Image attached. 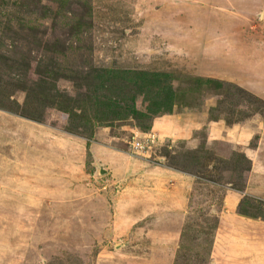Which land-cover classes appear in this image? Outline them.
Instances as JSON below:
<instances>
[{
	"label": "rangeland",
	"instance_id": "rangeland-1",
	"mask_svg": "<svg viewBox=\"0 0 264 264\" xmlns=\"http://www.w3.org/2000/svg\"><path fill=\"white\" fill-rule=\"evenodd\" d=\"M97 253L264 264V0H0V264Z\"/></svg>",
	"mask_w": 264,
	"mask_h": 264
},
{
	"label": "crops",
	"instance_id": "crops-1",
	"mask_svg": "<svg viewBox=\"0 0 264 264\" xmlns=\"http://www.w3.org/2000/svg\"><path fill=\"white\" fill-rule=\"evenodd\" d=\"M178 177H180V176H178ZM176 187H178V185L175 183V189H174V191L176 192L178 189L176 188ZM157 204H156V202H152L151 203V206H156ZM159 212L160 211H158L157 213L159 214ZM139 214V213H138ZM138 214H137V216H138ZM137 216L132 220V222L130 223V225H127V231L125 230V234L127 233V234H129V235H131L130 237H129V239H131L132 240V238L133 237H142L143 235H145V231L143 230V229H138V228H135V225H134V223L137 221ZM156 221H165V219L162 217V215H160L157 219H155ZM162 224H163V226L164 227H166V226H168L169 224H168V222L167 223H164V222H162ZM170 230H171V228H169ZM169 229H167V230H169ZM148 232H149V230H148ZM165 232V230H157L156 228H152V230H151V232H150V237H152V240H151V242L153 243H151L153 246H156L157 244H159L160 246H161V250H163V251H168V248H169V246H168V244L166 245L165 243H163L162 244V242H165V241H168L169 242V244H170V241L172 242L173 241V243L175 244V242H174V240L175 239H173V237H171V234H169V232L167 233H164ZM127 237V236H126ZM156 238V239H155ZM171 238H172V240H171ZM137 240H138V238H137ZM137 242H139V241H136V244H138ZM163 245H166L165 246V248H163ZM98 255L97 256H95V260H93L92 261V264H116L115 262H114V260H113V262H106V261H101V262H98L97 261V258H98V256L100 255V253H97ZM107 254V253H106ZM39 264V263H38ZM134 264H149V263H140V262H138V261H136V262H134Z\"/></svg>",
	"mask_w": 264,
	"mask_h": 264
}]
</instances>
